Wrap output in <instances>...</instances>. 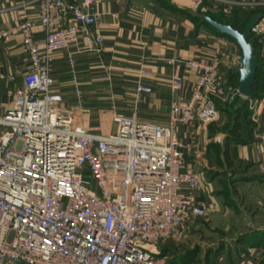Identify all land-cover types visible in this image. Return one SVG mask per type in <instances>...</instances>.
<instances>
[{
	"label": "built area",
	"instance_id": "1",
	"mask_svg": "<svg viewBox=\"0 0 264 264\" xmlns=\"http://www.w3.org/2000/svg\"><path fill=\"white\" fill-rule=\"evenodd\" d=\"M20 1L36 2L43 40L36 42L28 18L0 29L5 41L20 34L30 60L22 85L7 90L10 103L0 100V264H168L160 244L205 213L196 196L199 174L183 168L184 152L195 144L196 127L216 120L221 107L239 95L237 84L219 69L220 47L185 63L196 72L187 94L180 93L181 76H169L164 122L111 104L107 127L91 128L83 121L73 55L82 50L81 35L84 50L104 49L96 0ZM202 1L253 7L263 0H192V6ZM263 31L261 17L251 33ZM62 49L74 98L68 114L59 108L63 95L52 75L54 53ZM137 73L136 94L151 93L143 80L146 68ZM12 79L0 72V80ZM253 103L255 110L260 102ZM180 125L191 127L188 140L178 137Z\"/></svg>",
	"mask_w": 264,
	"mask_h": 264
},
{
	"label": "crops",
	"instance_id": "2",
	"mask_svg": "<svg viewBox=\"0 0 264 264\" xmlns=\"http://www.w3.org/2000/svg\"><path fill=\"white\" fill-rule=\"evenodd\" d=\"M162 1L94 2L102 13L99 25L104 49L100 54L84 50L86 42L81 35L78 42L82 50L73 55L83 91V121L89 127H107L109 117L103 113L110 116L111 104L119 112L127 114L136 109L143 120L164 122L171 98L169 76L177 72L184 81L180 93L187 94L196 72L185 63L206 56L216 46L221 49L220 71L230 76L231 71L240 66V50L232 39L204 24L196 27ZM169 2L192 10L200 6L201 10L213 13L219 12L221 7L228 12L230 7L210 1H202L198 7L192 6V0ZM247 8H264V0ZM25 18L34 22V39L42 44L36 2L24 6L20 0H0V29H9ZM256 39L261 63L258 95L238 98V105L230 111L227 131L216 128L226 122L228 114L222 110L216 120L197 126L195 144L184 152L183 168L198 172L196 196L205 204L207 218L213 215L217 218V231L221 234L213 246H217L218 255L213 257L211 250L204 264L264 263V151L260 141V134H264V31ZM54 59V89L62 93L59 108L68 114L74 106V98L67 50L55 52ZM29 64L20 34L14 33L7 41L0 39V72L14 76L10 81L0 80L1 101L10 103L7 90L22 85L21 74ZM142 66L147 70L143 80L153 91L137 95L134 81ZM256 100L260 103L253 110L251 106ZM245 108L248 114L243 117L241 113ZM190 128L180 125L178 137L188 140Z\"/></svg>",
	"mask_w": 264,
	"mask_h": 264
},
{
	"label": "rangeland",
	"instance_id": "3",
	"mask_svg": "<svg viewBox=\"0 0 264 264\" xmlns=\"http://www.w3.org/2000/svg\"><path fill=\"white\" fill-rule=\"evenodd\" d=\"M235 7L237 6H231L228 9L231 11V9ZM236 103H238L237 100L234 104L238 105ZM103 115H108L109 117L108 113H103ZM230 118L231 116L228 115L226 122H223L221 126L216 128L223 132V129L227 128V126L231 123L229 121ZM207 217L208 213H206L205 208V213L203 215L187 221L180 228L178 233L163 241V243L160 244V249L162 250L164 247L171 260L180 261L183 257L188 258L191 260L188 264H204V261H206V258L209 256L208 253L211 250L213 251L212 253H214L213 257L217 256V246H215L216 248H213V246L217 243L218 238L221 235L217 231L218 220L214 217V215L212 218ZM211 227H213V229Z\"/></svg>",
	"mask_w": 264,
	"mask_h": 264
},
{
	"label": "water",
	"instance_id": "4",
	"mask_svg": "<svg viewBox=\"0 0 264 264\" xmlns=\"http://www.w3.org/2000/svg\"><path fill=\"white\" fill-rule=\"evenodd\" d=\"M194 15L203 22H208L220 34H226L233 38L238 46L241 54L240 66L232 71L237 74V89L239 95L242 97H252L255 94L252 87L256 81V73L259 61H257L255 53V40L252 37L251 28L258 19L263 15L260 12L251 14L246 20L243 28L236 29L231 23H222L213 19L210 15L194 12Z\"/></svg>",
	"mask_w": 264,
	"mask_h": 264
},
{
	"label": "trees",
	"instance_id": "5",
	"mask_svg": "<svg viewBox=\"0 0 264 264\" xmlns=\"http://www.w3.org/2000/svg\"><path fill=\"white\" fill-rule=\"evenodd\" d=\"M162 2H163V4L165 6L170 7L173 11L180 12L189 21L194 22L196 27H199V26L204 24V25L208 26L210 29H212L214 32H216L217 34H220V33L217 32V30L215 28H213L208 22L207 23L203 22L199 18H197L194 15V12L203 13L205 15L208 14L213 19H215L217 21H220L222 23H224V22L231 23L236 29H238L240 31L243 28L246 20L248 19V17L251 14L257 13V12H260V13L264 14V8L254 9V8H247V7L245 8V7H242V6H240V7L237 6L235 8H232L231 11L228 10V12H229L228 13L227 11L223 10V7H221V10L219 12L213 13V12H211L209 10H207V11L201 10L200 6L197 9L192 10V9L180 8V7H177L175 5L173 6V5L170 4L169 0H163ZM229 17H231V18H229ZM220 35L221 36H226V37L232 39L235 42V40L233 38H231L230 36H228L226 34H224V35L220 34ZM253 38L255 40V44H254L255 53L254 54L256 55L257 61H259L258 67L256 69L257 70L256 81H255V83L252 86L254 88V91H255L254 96H257L258 95V91H259V87H258L259 80H260V70L259 69L261 68V63H260L259 54H258V45L256 44V40L257 39H256V37H253ZM230 78L235 84H237V74H235L234 72L231 71ZM238 98H241V96L238 95V96L234 97L228 104H226L225 106L221 107V110L223 112H225L226 114L230 115L231 109L235 106L234 102H236V100H238ZM244 104H245V102H244ZM245 109L241 113L243 117H245V114H248L247 108H245ZM238 110H240V109L238 108ZM229 128H230V125L227 126L226 131ZM165 250L166 249H164V247H163L162 250H161V253L166 252ZM182 259H180V261H176V260H171L170 259L168 264H188L191 261V260H189L186 257H183Z\"/></svg>",
	"mask_w": 264,
	"mask_h": 264
}]
</instances>
